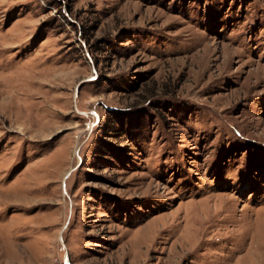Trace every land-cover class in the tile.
I'll return each mask as SVG.
<instances>
[{
    "label": "rangeland",
    "instance_id": "obj_1",
    "mask_svg": "<svg viewBox=\"0 0 264 264\" xmlns=\"http://www.w3.org/2000/svg\"><path fill=\"white\" fill-rule=\"evenodd\" d=\"M0 264H264V0H0Z\"/></svg>",
    "mask_w": 264,
    "mask_h": 264
}]
</instances>
